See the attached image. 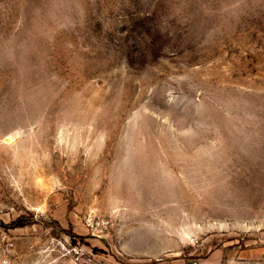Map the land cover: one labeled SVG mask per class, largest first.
I'll return each instance as SVG.
<instances>
[{
  "label": "rangeland",
  "instance_id": "rangeland-1",
  "mask_svg": "<svg viewBox=\"0 0 264 264\" xmlns=\"http://www.w3.org/2000/svg\"><path fill=\"white\" fill-rule=\"evenodd\" d=\"M263 258L264 0H0V264Z\"/></svg>",
  "mask_w": 264,
  "mask_h": 264
},
{
  "label": "built area",
  "instance_id": "built-area-1",
  "mask_svg": "<svg viewBox=\"0 0 264 264\" xmlns=\"http://www.w3.org/2000/svg\"><path fill=\"white\" fill-rule=\"evenodd\" d=\"M74 254L75 255H77V257H75V260H76V262L79 260V257L78 256H80V253L78 252V251H74ZM255 264H264V258L263 259H261L260 261H257Z\"/></svg>",
  "mask_w": 264,
  "mask_h": 264
}]
</instances>
